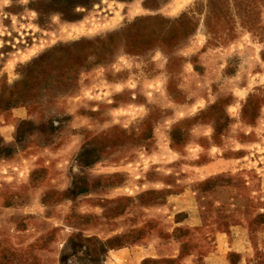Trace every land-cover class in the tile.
<instances>
[{
	"label": "rangeland",
	"instance_id": "374dc122",
	"mask_svg": "<svg viewBox=\"0 0 264 264\" xmlns=\"http://www.w3.org/2000/svg\"><path fill=\"white\" fill-rule=\"evenodd\" d=\"M233 227L264 263V0H0V264H202Z\"/></svg>",
	"mask_w": 264,
	"mask_h": 264
},
{
	"label": "crops",
	"instance_id": "0c3cea01",
	"mask_svg": "<svg viewBox=\"0 0 264 264\" xmlns=\"http://www.w3.org/2000/svg\"><path fill=\"white\" fill-rule=\"evenodd\" d=\"M248 234L243 227H233L230 230L229 241L226 246L218 250L217 252H212L203 258L202 264H254L250 261V257L255 252V249L251 243L247 241ZM146 250V251H145ZM139 252V251H136ZM236 253L238 258L236 260H230L229 254ZM150 254L148 249H144L140 253L138 259ZM185 264H197L193 259H189ZM264 264V263H255Z\"/></svg>",
	"mask_w": 264,
	"mask_h": 264
}]
</instances>
